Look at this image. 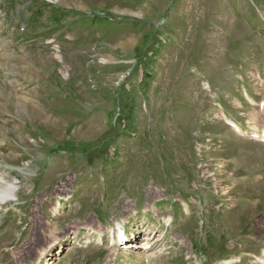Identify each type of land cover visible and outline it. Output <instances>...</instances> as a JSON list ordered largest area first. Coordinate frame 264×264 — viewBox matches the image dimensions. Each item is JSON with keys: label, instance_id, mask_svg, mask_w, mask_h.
<instances>
[{"label": "rangeland", "instance_id": "1", "mask_svg": "<svg viewBox=\"0 0 264 264\" xmlns=\"http://www.w3.org/2000/svg\"><path fill=\"white\" fill-rule=\"evenodd\" d=\"M262 129L264 0H0V264H264Z\"/></svg>", "mask_w": 264, "mask_h": 264}, {"label": "bare ground", "instance_id": "2", "mask_svg": "<svg viewBox=\"0 0 264 264\" xmlns=\"http://www.w3.org/2000/svg\"><path fill=\"white\" fill-rule=\"evenodd\" d=\"M227 123H229V125L230 126H232L233 128H234V131L236 132V133H238V134H241V131H240V129L238 128V126H236L234 123H232V122H229L228 120H227ZM264 134V129H262L261 130V133H260V135H259V137L257 136V135H252L253 137H256V138H259V139H261L262 137V135ZM262 140H263V138H262ZM264 141V140H263ZM16 187H15V185H12V184H8L6 187H4V188H2V189H0V203L1 204H5L6 202H8V201H10V200H13L14 198H15V192H16ZM118 231V230H117ZM119 232V231H118ZM111 233H113L112 235H111V237H113L114 238V231L112 232L111 231ZM117 237H120V233H117ZM91 239V238H90ZM90 239H86V241H85V243H91L92 242V240H90ZM99 241L101 242V239H99L98 241H96V243H99ZM126 247H128V246H126ZM262 256L264 257V252H263V254H262Z\"/></svg>", "mask_w": 264, "mask_h": 264}]
</instances>
